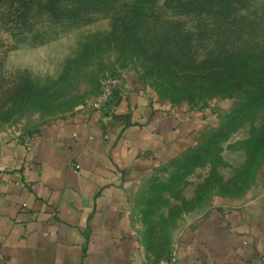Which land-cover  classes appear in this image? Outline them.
Here are the masks:
<instances>
[{
    "label": "rangeland",
    "instance_id": "obj_1",
    "mask_svg": "<svg viewBox=\"0 0 264 264\" xmlns=\"http://www.w3.org/2000/svg\"><path fill=\"white\" fill-rule=\"evenodd\" d=\"M109 77L211 115L132 187L152 259L212 202L264 190V104L245 106L264 85V0H0V144L74 115Z\"/></svg>",
    "mask_w": 264,
    "mask_h": 264
},
{
    "label": "crops",
    "instance_id": "obj_2",
    "mask_svg": "<svg viewBox=\"0 0 264 264\" xmlns=\"http://www.w3.org/2000/svg\"><path fill=\"white\" fill-rule=\"evenodd\" d=\"M206 110L123 79L111 106L0 144V264H157L132 216V187L192 143ZM172 249L182 264H264V190L212 202Z\"/></svg>",
    "mask_w": 264,
    "mask_h": 264
},
{
    "label": "built area",
    "instance_id": "obj_3",
    "mask_svg": "<svg viewBox=\"0 0 264 264\" xmlns=\"http://www.w3.org/2000/svg\"><path fill=\"white\" fill-rule=\"evenodd\" d=\"M122 78L120 77H109L102 81L99 92L88 99L83 105L80 106L82 109L88 110H100L105 107L111 106L113 103L115 90L122 84ZM79 168V165H77ZM157 264H182L177 251L172 249L170 253L161 258Z\"/></svg>",
    "mask_w": 264,
    "mask_h": 264
},
{
    "label": "trees",
    "instance_id": "obj_4",
    "mask_svg": "<svg viewBox=\"0 0 264 264\" xmlns=\"http://www.w3.org/2000/svg\"><path fill=\"white\" fill-rule=\"evenodd\" d=\"M145 14L142 10L139 8L133 9L131 14L129 15V20H125L123 24V29L126 31L125 35V43L126 46L129 47L131 46V41H132V32L136 28V25L138 23V18H140V14ZM264 104V85L260 87L257 91L250 92V94L247 95V102L246 105L247 108L249 107H256L261 106ZM246 108V107H245ZM252 110V109H249Z\"/></svg>",
    "mask_w": 264,
    "mask_h": 264
}]
</instances>
